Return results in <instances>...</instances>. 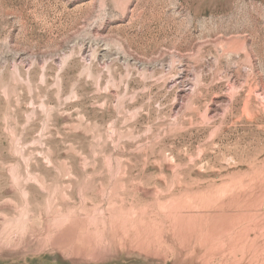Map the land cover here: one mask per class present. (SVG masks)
Instances as JSON below:
<instances>
[{
    "label": "rangeland",
    "instance_id": "1",
    "mask_svg": "<svg viewBox=\"0 0 264 264\" xmlns=\"http://www.w3.org/2000/svg\"><path fill=\"white\" fill-rule=\"evenodd\" d=\"M0 264H264V0H0Z\"/></svg>",
    "mask_w": 264,
    "mask_h": 264
}]
</instances>
